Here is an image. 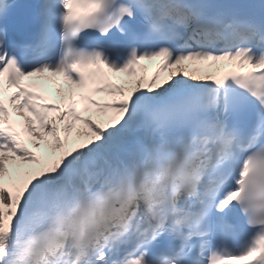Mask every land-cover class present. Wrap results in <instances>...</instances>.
Here are the masks:
<instances>
[{"label": "snow or ice", "instance_id": "1", "mask_svg": "<svg viewBox=\"0 0 264 264\" xmlns=\"http://www.w3.org/2000/svg\"><path fill=\"white\" fill-rule=\"evenodd\" d=\"M15 7L0 264H264V0H36L27 40Z\"/></svg>", "mask_w": 264, "mask_h": 264}, {"label": "rangeland", "instance_id": "2", "mask_svg": "<svg viewBox=\"0 0 264 264\" xmlns=\"http://www.w3.org/2000/svg\"><path fill=\"white\" fill-rule=\"evenodd\" d=\"M126 79H129V78H128V77H126V78H125V80H126Z\"/></svg>", "mask_w": 264, "mask_h": 264}, {"label": "bare ground", "instance_id": "3", "mask_svg": "<svg viewBox=\"0 0 264 264\" xmlns=\"http://www.w3.org/2000/svg\"><path fill=\"white\" fill-rule=\"evenodd\" d=\"M126 77H124V79H125Z\"/></svg>", "mask_w": 264, "mask_h": 264}]
</instances>
